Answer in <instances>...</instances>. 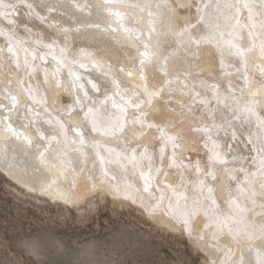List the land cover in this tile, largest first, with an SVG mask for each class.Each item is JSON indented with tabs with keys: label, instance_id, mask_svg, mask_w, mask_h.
Returning <instances> with one entry per match:
<instances>
[{
	"label": "snow or ice",
	"instance_id": "1",
	"mask_svg": "<svg viewBox=\"0 0 264 264\" xmlns=\"http://www.w3.org/2000/svg\"><path fill=\"white\" fill-rule=\"evenodd\" d=\"M61 7L100 19L73 27L43 15L48 4L0 0V142L35 162L18 182L66 188L57 199L89 206L82 223L109 197L139 199L143 215L191 241L195 258L114 222L99 233L29 228L22 246L61 248L76 264H109L100 258L109 245L136 257L123 264H264V0ZM96 32L112 47L86 44ZM14 160L0 153V170Z\"/></svg>",
	"mask_w": 264,
	"mask_h": 264
},
{
	"label": "rangeland",
	"instance_id": "2",
	"mask_svg": "<svg viewBox=\"0 0 264 264\" xmlns=\"http://www.w3.org/2000/svg\"><path fill=\"white\" fill-rule=\"evenodd\" d=\"M87 207L89 206L78 208L29 192L0 172V264H34L35 257L20 242L22 233L29 228L78 234L87 230L90 224L99 233L108 230L111 222L121 230L138 231L146 239L154 237L169 250L178 249L181 254L190 252L195 258V251L189 240L169 232L168 227L146 217L138 206L130 202L113 201L109 197L106 202L101 203L100 211L94 218L82 223L81 218ZM72 258L71 254L59 256L56 252L44 257L46 261L63 264ZM100 258L108 260L109 264H123L124 261L136 259L130 252H124L119 245H109L108 254L104 255L102 252ZM197 264L202 262L198 261Z\"/></svg>",
	"mask_w": 264,
	"mask_h": 264
},
{
	"label": "bare ground",
	"instance_id": "3",
	"mask_svg": "<svg viewBox=\"0 0 264 264\" xmlns=\"http://www.w3.org/2000/svg\"><path fill=\"white\" fill-rule=\"evenodd\" d=\"M89 2L95 3L96 0H80L81 4H87ZM36 3L37 4H48L50 6H53L54 10L51 13L47 12V10L45 9L42 12V14L48 15L50 17H56V19L59 20L60 22L65 23L66 25H71L73 27L77 26L76 25L77 20H79L80 23L83 24V23L90 22V21L94 22L97 19H100L98 16L95 15V13H93V15L91 17H89L87 10H85L84 12H76V15L74 17L71 15V13L63 14V13H65L66 9L61 7V5L68 4L69 0H36ZM13 17L15 19L16 26L19 28V33L22 34L23 33L22 21H24L23 15L21 13H14ZM4 23L6 24L7 21H4ZM101 23H104V21L101 20ZM34 31H35V29H34ZM85 43L90 44V45H95V46H98L101 48H104L105 46H108L109 48H111L113 41H112V38L109 37L107 34H105L103 32H96L94 34V36L90 34L88 39L85 41ZM241 150H243V149H241ZM0 153H7L9 156H12L15 158V160H14L15 168L12 170V172L5 173L3 170H0V172L3 173V175L5 177H8L9 179H11L12 181H14L19 186H21L22 188H24L25 190H27L29 192H33V193L43 195L44 197H47V198L51 199L52 201H59V202L64 203V201L62 199H57L55 194L58 191L66 192V188L65 189H53L52 193L44 194L39 190V188H37V190H35V191H31V190H29V188L27 186H24L18 182L20 174L22 172H25V171L31 172L32 167H33L35 162L33 161L32 157L30 155L26 154L22 148H19L17 144H15V143L5 144V143L0 142ZM65 204L73 205L72 203H65ZM138 204H139V199L137 201V205ZM156 222H158V221H156ZM158 223L168 227L166 220L158 222ZM209 242H211V241L209 240Z\"/></svg>",
	"mask_w": 264,
	"mask_h": 264
},
{
	"label": "clouds",
	"instance_id": "4",
	"mask_svg": "<svg viewBox=\"0 0 264 264\" xmlns=\"http://www.w3.org/2000/svg\"><path fill=\"white\" fill-rule=\"evenodd\" d=\"M55 252H56V254L59 255V256L67 255V253H66L63 249H61V248H57ZM33 256L35 257V260H36L37 262H40V261H46V260L44 259V257H45L46 255H33ZM66 264H76V259H75V257H73L70 261L66 262Z\"/></svg>",
	"mask_w": 264,
	"mask_h": 264
}]
</instances>
